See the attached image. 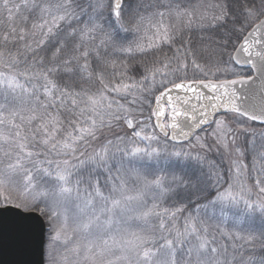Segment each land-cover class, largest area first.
I'll use <instances>...</instances> for the list:
<instances>
[{"label":"rangeland","instance_id":"374dc122","mask_svg":"<svg viewBox=\"0 0 264 264\" xmlns=\"http://www.w3.org/2000/svg\"><path fill=\"white\" fill-rule=\"evenodd\" d=\"M74 1L0 0V10L11 23L16 18L24 21L29 15L33 22V30L42 31L46 36L67 29L69 36H75L74 49L77 53L84 56L85 51L88 53L91 51L100 59L106 53L112 59L105 62L119 70L121 62L116 63V60L124 54L111 45L101 44L102 33L111 31L107 27L109 24L103 19L98 20L101 27L95 33V40L82 41L80 33L93 21L88 9L76 6L73 4ZM91 2L92 0L88 6ZM136 2L137 0L132 4ZM140 2L147 7H141L139 12L145 17L151 16L154 23L161 20L159 11H163L162 23L171 28L175 39L183 32L192 29L200 32L206 27L215 25L217 21L214 20L213 15L219 14L218 10L208 7L218 4L212 0H191V2L190 0H140ZM180 9L192 11L191 24L187 23V13L181 16L176 14ZM151 33L152 29H149L148 35H145L143 30L126 37L121 34L120 40L126 45L127 41L142 38L146 43ZM239 42L235 44L232 53ZM162 63L163 66L157 67L160 69L156 76L157 83L160 80H164L165 83L192 80L190 78L193 77L192 75L206 77L194 67L193 63L191 68L184 57L173 58L170 62L165 60ZM165 63L167 67H164ZM184 64L187 65L186 68ZM217 66L235 68L240 76H247L241 75L243 68L236 66L232 59H227L225 65L217 64ZM12 73L10 67L0 66V89L8 92L2 95L14 100L12 103H6L4 102L6 98L0 97V181H3V190L6 193L10 190L14 195V197L10 195L13 202L10 205H27L25 208L20 207L23 210L31 207L32 196L36 192H46L48 200L44 203L49 205V211H61L68 218L67 240L58 241L51 249L49 243L52 229L49 225L50 233L47 242L44 243V264H241V262L259 264L242 258L237 252L239 246L248 244L257 235L258 216H264V210L256 204V201L264 196L259 193V187L264 185L256 184V173L258 172L260 176V169L264 167V155H262L264 150L259 149V138L253 148L249 143L251 137L242 130L237 131V144L244 151L242 163L247 166V176L242 177L247 190L240 191L238 185L230 178L232 153L219 148L207 131L196 132V135L204 137L207 147L203 149L196 144L194 136L185 145H174L159 134H153L157 137V141L149 145L148 141H142L132 134L133 130L122 121L129 114L136 115L135 113L140 109V91L130 86L139 82V79L126 81L123 76H119V82L106 83L95 91L84 107H81L80 115L74 120L75 126L62 129L60 124L58 125L62 119L56 120L53 118V113L44 111L40 105L41 98L34 96L27 86L24 87L30 92L23 90L22 83L17 81ZM172 73H175V77L179 79L175 80ZM234 77L229 72H220L215 75L209 74L206 78ZM10 92L14 95L13 98L9 96ZM51 92V89H46L43 92L45 98L51 95ZM155 95L153 93L151 96V107ZM16 100L20 101L17 103ZM137 120L144 123V119L140 117ZM232 126L234 129L241 128L239 121ZM212 127L215 125L213 124ZM243 127L255 128L250 122ZM118 138H123V142ZM130 140L135 141L144 151L131 153ZM37 147L49 148L51 153L43 155ZM105 148L107 152L103 151ZM151 149H159V151L149 155ZM176 151L182 153L180 157L185 161L192 158L205 167L208 161H213L222 170L224 178L220 190H227L231 185L238 195L235 200L229 197L215 201L213 204L208 203L203 210L193 211L197 214L190 216H198L197 231L187 235H177L176 218L170 217L173 220L170 223L171 227L176 232L174 234L172 230L174 239L166 245L170 247L166 252L151 250L142 242V225H152L149 218L156 214L155 198L162 196L164 191L168 192L171 183L178 177L175 168L170 167L175 164L171 161L172 158L179 157L173 154ZM183 153L189 155L185 156ZM198 155H204L205 159L198 160ZM252 161L262 163L250 167L248 162ZM232 171L234 172L235 169ZM252 171L257 172L249 174ZM61 176L67 177V187L71 189L65 196L57 195L62 183ZM41 177L50 181L40 182ZM29 178L31 184L28 182ZM260 178L264 180V177ZM19 179L21 185L18 188ZM155 179H160L162 185L157 186L153 183ZM212 199L214 200L215 197L213 196ZM1 205L6 204L3 202ZM181 216L183 217L179 220L184 231L187 217ZM108 220L112 222L110 226L106 223ZM89 221L91 227L83 230L80 225ZM205 239L207 244L201 248V243ZM90 245L97 253L94 261L86 258ZM61 257H67V260L64 261L60 259Z\"/></svg>","mask_w":264,"mask_h":264},{"label":"snow or ice","instance_id":"6c2138e0","mask_svg":"<svg viewBox=\"0 0 264 264\" xmlns=\"http://www.w3.org/2000/svg\"><path fill=\"white\" fill-rule=\"evenodd\" d=\"M141 7H147L143 5L140 0H137L135 4H130L128 0H92L91 8L92 11L89 14L93 23L86 25L84 30L80 33V38L82 41L95 40V33L100 29L101 25L97 22L98 20L107 18L110 21V32H104L101 35V44L105 46H113L117 51L123 53L128 59H135L136 56H145L149 51L160 52L163 50V45L174 46L176 41L174 35L169 26L163 25V11H159L161 17L160 21L153 22L152 17H145L139 12ZM199 7V6H197ZM213 9L218 10V15H213L214 20L218 24L226 26L224 31L225 37H230L232 33L243 32L245 30L244 25L241 24L237 26L234 23L235 17L232 18L233 22L229 24V13L227 12V5L213 4L209 5ZM178 8V6H177ZM264 10V9H261ZM243 12L246 14L248 19H251L255 13L254 8H250L247 5L244 7ZM188 14L187 23L191 24L193 13L190 9L184 10L180 9L176 12L178 16ZM203 18V17H201ZM261 27H264V22L260 23ZM149 29H152L151 36H149L147 42L145 43L143 39H133L122 43L120 40V35L127 36L131 33H139L143 30L145 35H148ZM247 44V41H245ZM87 47V45H85ZM175 59H180L183 55L180 48H176ZM239 51V50H238ZM244 52H248L249 48L245 46L243 48ZM85 63L83 65L79 64V57H77V66L81 71H84L88 68L87 56L88 52H84ZM256 57H259V62L255 61L252 58H245L243 60L244 64H247L250 67V70H255L260 74L259 88L260 96L259 98H252V102L246 106L242 107L241 104H237L238 92L235 87L236 84H247L248 81L254 79L251 74L245 76H240L235 68H223L220 66L208 67L207 65H202L196 62V59L193 58L192 63L195 68L200 70V72L206 77L209 74L215 75L220 72H229L235 76L231 80H190L187 82L174 83L168 81L165 83L164 80H160L159 83L156 81V73L160 69L156 68L154 65L149 66L139 63V67L136 65H128L126 62L123 63V68L125 74H129V79L135 81L139 77V82L135 83L134 86L139 89L141 103L146 104L148 98L153 95L154 91H159L160 88H163L164 91H160L159 95L155 97L156 106L152 109V114L156 117L155 127L159 128L165 136L169 135L171 132L170 139L173 141H183L195 137V142L200 148H206L207 145L204 142V137L196 135L197 130L209 133L210 138H214L215 144L223 149L224 151H230L233 155L231 160L229 171L231 174V180L234 184L238 185L240 191H246V185L242 177L247 176V166L242 163V158L244 156V151L237 144V131L242 130L251 137L249 143L255 148L257 143V138L261 145H264V51L256 52ZM173 58H168V61ZM235 60L236 64H240L241 60L238 58H231ZM185 68L186 64L183 65ZM164 67H167V63L164 64ZM75 69L67 68L65 73L71 75ZM60 75V73H57ZM175 80L179 77H175V73H172ZM168 84H171V88L168 87ZM203 86L204 89H208L212 95H206L204 92L200 91L198 86ZM174 90H183L187 93H192L196 98L201 101H207V103H202L200 108H197L196 105H192L191 112L181 111V109L175 104L176 100H180L181 97L177 96L175 99L170 95ZM165 103L170 106V121L165 122L164 117L166 113ZM184 103H189L188 99L184 100ZM224 109L223 113H220L218 110ZM181 111L184 116H190V122L187 126L181 123L176 119L175 113ZM169 113V114H170ZM214 116H218V119H214ZM239 121L241 128L234 129L233 124ZM119 122V121H118ZM123 124L126 125L129 129H132V134L142 141H148L149 145L157 141V137L153 134H150L147 130L152 128L150 120L147 122L140 123L135 115L129 114L123 118ZM249 122H255L257 124L256 128L243 127L244 124ZM215 127H212V125ZM206 126V127H205ZM123 142V138H118ZM130 151L133 154L140 153L144 151L135 141H129ZM107 152L105 148L103 150ZM159 151V149H151L148 154L151 155L152 152ZM176 156L182 155L180 151L173 153ZM187 156L188 153H183ZM264 155V153H262ZM198 160H204V155H198ZM232 169H235L233 172ZM260 177H264V167L260 169V176L256 178L257 185H264V180ZM60 180L62 181L57 195L65 196L70 193L71 189L67 187L68 179L65 176H61ZM29 184H31V178H29ZM99 183V181H97ZM157 186L162 185L160 179H155L153 181ZM224 183V178L222 175V170L216 165L213 161H208L207 165V174H202L200 177H197L191 181H185L188 189L190 190L192 196L199 200L201 198L207 199L208 197L214 196L215 199H209L208 203L213 204L215 201H222L226 198L236 199L238 193H235L231 187H228L227 190L221 191V187ZM31 191V189H27ZM259 193L264 194V186L259 187ZM48 200V194L46 192H36L32 196L31 208L35 209L40 213L41 216H46L49 225L52 229V234L50 237L49 247L50 249L56 245L58 241L67 240L68 238V218L61 211H49V205L45 204L44 201ZM0 201H4L6 205H10L13 202L12 197L3 190V181H0ZM256 204L264 210V196L261 197ZM17 208L27 207L16 205ZM200 207V205H197ZM165 212L169 211L168 209L164 210ZM182 208H177L175 211L171 212L172 216H175L177 213L182 212ZM197 221L198 216L196 217H187L185 220L184 231L183 233H177L178 236L187 235L197 231ZM110 226L111 220L106 221ZM80 227L83 230H88L91 227V221L85 222ZM207 244V240H203L201 243V248H204ZM77 249H74L76 251ZM102 254V253H101ZM97 253L92 250L91 245L88 247L87 259L94 261ZM60 259L66 261L67 257H61ZM253 257H249L251 261ZM258 259L259 264H264V256H261ZM244 264V262H241Z\"/></svg>","mask_w":264,"mask_h":264},{"label":"trees","instance_id":"16d2710c","mask_svg":"<svg viewBox=\"0 0 264 264\" xmlns=\"http://www.w3.org/2000/svg\"><path fill=\"white\" fill-rule=\"evenodd\" d=\"M134 1L135 0H128L131 4L134 3ZM212 1L221 5L226 4L227 12L229 13V24L233 22L232 18L235 17L234 23L237 26L243 24L245 30L243 32L234 31L230 37H225L224 31L226 26L218 23L206 27L200 32L192 29L188 32H183L180 37L176 38L174 46L163 45V50L160 52L149 51L147 55H138L135 59H128L125 55H120L116 60V63L120 64L121 62L120 71L117 70L115 66L105 62L108 59H112L111 56L105 53L102 55V59H100L96 58L91 51L86 58L89 66L86 70L81 71L77 66L76 58L79 57V64L83 65L85 63V57L75 51V36H69L67 29H62L61 31L46 36L42 31L37 29L33 30V22L29 15L24 21L16 18L15 21L11 23L0 10V66H4L5 68L10 67L13 71L12 74L16 77L15 79L22 83L23 90L30 92L25 87L27 86L30 88L34 96L41 98L40 105L44 111L53 113V118L56 120L57 118L62 119V121L58 123L62 129L64 127L71 128L75 126L74 120L75 117L77 120V117L80 115L79 111L81 107L85 106L96 90L105 86L106 83L112 84L119 82V76H123L126 81H132L129 79V74H125L122 62H126L128 65H136L137 67H139L140 62H143L145 65H154L157 68L158 66H163V61H168V58H174L176 56V48H180L183 53L181 57L186 58L191 68L193 67L191 59L193 60V58L196 59L197 63L207 65L208 67H215L217 64L225 65L227 59L231 60V53L235 44L241 40L248 28L264 15V10H261L264 9V0ZM89 2L90 0H75L73 4L79 7H86L91 13L92 8L91 5L88 6ZM246 5L255 9V13L251 19H248L243 12ZM103 20L109 24L107 27L110 29V21L107 18ZM67 68L75 69V71L71 75H68L65 73V69ZM193 72L196 73L195 70H193ZM57 73H60V75H57ZM250 73V69L243 68L241 75H248ZM192 76L193 77H190L191 79L206 78L200 75ZM138 79L140 78L137 77L136 80ZM46 89H51L52 92L51 95L45 98L43 92ZM162 89L163 88H160L159 91ZM159 91H154L153 93L156 94ZM5 93L8 92L0 89V97L6 98L7 96L2 95ZM9 96L11 98L14 97L12 92H10ZM13 101V99H4L6 103H12ZM19 101L16 100L15 102L18 103ZM151 102L152 98L150 97L146 104L141 103L139 106L140 109L135 113V116H138L136 117L137 119H139V117L144 119V122L150 120L153 127L149 128L147 131L151 134H159L153 124ZM250 124L255 128L257 127L255 123L250 122ZM160 136L163 137L162 135ZM185 144L186 143L178 145ZM260 145L261 143L259 144V149L264 150V145L261 147ZM38 150H41L43 155L51 153L49 148L42 149L40 147ZM250 156L249 158H251ZM171 161L175 162V164L170 165V167L175 168L178 177L171 183L168 192L164 191L162 196L155 198L156 214H153L149 218L152 225H142L141 229L142 242L145 244V247L151 250H164L166 252L170 247H166V245H169L170 240L174 239L172 233L174 229L171 227L172 224H170L171 221H173L170 217L173 216H170L171 214H168L169 212L175 211L178 207L183 209L182 212H179L180 214L175 215V230L181 232L183 231L182 223L179 220V218L183 217L181 215L189 217L190 215L197 214L193 211L203 210L205 208L204 206L208 204V200L213 198V196H211L207 199L201 198L197 200L192 196L185 184V181H191L200 177L202 174H207V167L203 166V164L199 165V163L192 158H188L185 161L179 156L177 158H172ZM260 163L262 162H248L250 167ZM256 172L257 171H252L249 174ZM257 173L256 175L259 177ZM46 181L49 182L50 180H47L45 177L40 178V182ZM20 185L21 180L19 179L18 188ZM7 193L12 195L10 190H8ZM16 196L19 197L18 195ZM12 197H14V195H12ZM3 202L4 201H0V205L3 204ZM197 205H200V207H197ZM165 209L169 211L163 212ZM27 210L35 209L29 207ZM43 218L47 227L46 243L50 229L48 228L49 223L46 219L47 217L43 216ZM256 229L258 230L257 235L254 236L248 244L239 246L237 252L242 258L249 261V257H253L251 261L259 263L256 258L264 256V216H258ZM174 234H176L175 231Z\"/></svg>","mask_w":264,"mask_h":264},{"label":"water","instance_id":"95a60500","mask_svg":"<svg viewBox=\"0 0 264 264\" xmlns=\"http://www.w3.org/2000/svg\"><path fill=\"white\" fill-rule=\"evenodd\" d=\"M261 22H264V16L254 23L253 26L245 33L232 53V58L235 57L241 60L240 64H236L235 60L232 59L236 66L250 68L247 64L243 63L245 58H252L259 62V57H256L255 53L264 51V27L260 26ZM245 41H247V44H245ZM245 46L249 48L248 52L243 51ZM251 71V75L254 77L253 80L248 81L247 84L242 85L238 83L233 86L236 88L239 95L237 104H241L242 107L248 106L252 102L253 97L259 98L260 96V74L254 69ZM234 78L205 80L217 81L231 80ZM187 81L190 80H181L175 83ZM171 86V84L168 85L169 88H171ZM198 87L200 88V91L204 92L206 95H212V93L208 89H204L202 85ZM161 91H164V89ZM159 92L155 95V97L159 95ZM170 95L174 99L177 96L181 97L180 100L175 101V104L181 109V111L191 112L192 105H196L197 108H200L202 103H207V101H201L196 98L194 94L187 93L183 90H174L170 93ZM155 97L151 107V115L154 126L156 124V117L152 114V109L156 106ZM185 99H188L189 103L185 104ZM164 106L166 109L164 120L165 122H168L170 121L171 115L170 106L167 103H165ZM181 111H177L175 113L176 119L187 126L191 117L184 116ZM218 111L223 113L225 110L219 109ZM215 117L216 116L213 118L215 119ZM156 129L162 136L167 137L173 143L180 144L191 139L173 141L169 138L171 135L170 131L169 135L165 136L159 128ZM198 131L199 130H197V132ZM45 231V220L39 212L33 210L25 211L14 205H0V264H44Z\"/></svg>","mask_w":264,"mask_h":264}]
</instances>
